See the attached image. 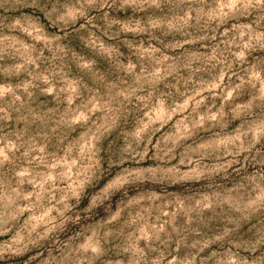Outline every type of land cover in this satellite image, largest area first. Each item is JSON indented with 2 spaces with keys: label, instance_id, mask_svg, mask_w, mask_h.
Segmentation results:
<instances>
[{
  "label": "rangeland",
  "instance_id": "obj_1",
  "mask_svg": "<svg viewBox=\"0 0 264 264\" xmlns=\"http://www.w3.org/2000/svg\"><path fill=\"white\" fill-rule=\"evenodd\" d=\"M0 264H264V0H0Z\"/></svg>",
  "mask_w": 264,
  "mask_h": 264
}]
</instances>
